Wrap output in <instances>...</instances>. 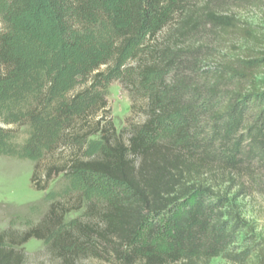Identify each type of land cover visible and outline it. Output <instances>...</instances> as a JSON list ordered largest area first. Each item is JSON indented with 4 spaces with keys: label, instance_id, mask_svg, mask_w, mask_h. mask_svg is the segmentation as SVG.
Wrapping results in <instances>:
<instances>
[{
    "label": "trees",
    "instance_id": "16d2710c",
    "mask_svg": "<svg viewBox=\"0 0 264 264\" xmlns=\"http://www.w3.org/2000/svg\"><path fill=\"white\" fill-rule=\"evenodd\" d=\"M255 1L8 0L0 120L19 116L39 138L36 191L62 175L80 192L76 206L52 202L22 236L0 232V264H27L15 246L30 240L49 241L58 264H264V240L231 195L264 174V52L218 61L216 48L233 34L256 40L232 11ZM43 9L59 45L32 67L17 52L21 19ZM111 80L143 101L141 122L119 132ZM17 96L24 107L12 113ZM82 203L86 220L67 227Z\"/></svg>",
    "mask_w": 264,
    "mask_h": 264
},
{
    "label": "rangeland",
    "instance_id": "374dc122",
    "mask_svg": "<svg viewBox=\"0 0 264 264\" xmlns=\"http://www.w3.org/2000/svg\"><path fill=\"white\" fill-rule=\"evenodd\" d=\"M8 6V0H0L1 12ZM44 10V9H43ZM36 12L37 21L21 19L27 22L24 25L28 29H22L19 34L17 52L22 59L34 67L38 61L52 62L51 54L58 48L59 33L53 26L49 28L45 10ZM241 26L249 31L256 40L252 41L243 34H233L225 42L217 46L218 58L220 60H234L243 58L248 52H264V0H256L253 5L242 9L232 8ZM27 18V15H26ZM2 23L0 19V29ZM164 34L159 35V40ZM204 44H210L211 39L201 38ZM51 51V52H50ZM59 57V56H58ZM217 61V62H218ZM59 62V60H58ZM132 66V65H130ZM211 66V63L210 65ZM42 71L41 68H36ZM50 73L49 70H46ZM264 81V72L258 77ZM79 87V86H78ZM76 89L77 85L75 84ZM27 94L29 92L27 91ZM106 98L109 104V117L117 132L129 129L131 124L139 123L142 117L139 108L143 101L141 95H131L117 81L111 80L107 86ZM12 107V113L22 109V96H17ZM28 96L27 98H29ZM135 104L132 110L131 105ZM12 113L1 111V119L15 117ZM21 115V114H19ZM12 118V122L6 124L0 120V232L8 231L22 236L30 228L35 227L44 217L49 205L54 201L68 200V204L76 206V195L80 192L79 184L73 178L59 176L51 180L48 189L36 191L31 183V177L35 168V159L38 154L36 143L39 138L30 137V128L25 125L26 121L21 118ZM14 120V121H13ZM258 186L244 183V189H233L231 195L238 193L236 205L246 222L254 229L255 234L264 240V174L257 178ZM94 195H87L93 198ZM85 204L82 203L77 211H72L64 218L68 227L73 220L85 221ZM49 241L30 240L22 246H15L16 252L27 256V264H58L57 260L49 253ZM78 264H110L91 258L82 259ZM210 264H228L222 259H214Z\"/></svg>",
    "mask_w": 264,
    "mask_h": 264
}]
</instances>
